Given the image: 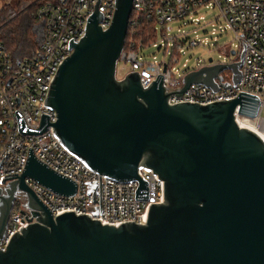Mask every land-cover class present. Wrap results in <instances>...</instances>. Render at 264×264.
<instances>
[{
  "label": "water",
  "instance_id": "1",
  "mask_svg": "<svg viewBox=\"0 0 264 264\" xmlns=\"http://www.w3.org/2000/svg\"><path fill=\"white\" fill-rule=\"evenodd\" d=\"M132 1L115 0L105 31L96 6L85 36L76 44L70 40L72 53L45 102L56 113L55 124L42 115L39 128L29 130L15 114L19 133L39 135L52 126L91 171L118 182L138 181L135 200H148V184L138 171H150L162 181L163 202L150 204L144 225L114 227L73 211L53 217L25 180L67 198L76 184L28 148L21 174L7 175L0 184V239L18 194L36 222L12 235L0 250V264H264V142L235 121L237 108L254 117L259 100L239 92L235 99L205 105L168 103L191 85L215 93V79L225 70L235 87L243 55L237 63L187 74L175 92L165 90L161 75L146 88L137 72L117 80Z\"/></svg>",
  "mask_w": 264,
  "mask_h": 264
},
{
  "label": "built area",
  "instance_id": "2",
  "mask_svg": "<svg viewBox=\"0 0 264 264\" xmlns=\"http://www.w3.org/2000/svg\"><path fill=\"white\" fill-rule=\"evenodd\" d=\"M11 1H18L22 6L16 17L27 16L38 28V34L33 40V51L18 59L0 40V184L7 175L21 174L28 148H31L38 161L76 184L75 194L67 198L51 194L31 179L25 180L53 217L73 211L75 215H89L101 224L114 227L124 222L144 225L150 204L163 202L162 181L157 180L156 175L144 169L138 171L148 184V200H135L138 181L118 182L91 171L61 144L52 126H47L39 135L19 133L15 114H20L29 130L39 128L42 115L48 116L47 123L55 124L56 113L45 102L59 67L72 53L68 44L70 40L76 44L85 36L86 23L96 6L102 15L98 26L102 31L107 30L115 0ZM203 10L216 14L207 22L201 13ZM177 23L181 26L173 35L171 26ZM188 25L194 27L192 39L182 29ZM200 31L202 38L198 35ZM229 32L232 34L229 47L219 48L214 44ZM197 47L217 49L225 57L224 61L197 59L194 68L189 69L183 64L184 70L178 69L176 66L186 50ZM150 48L162 54L161 61L156 56L151 61L144 60L143 52ZM241 55V79L235 87L233 74L225 70L215 79L219 87L215 93L205 86L191 85L181 97L171 96L168 103L205 105L235 99L239 92L254 95L259 100L254 117L238 114L237 108L235 121L240 128H243L240 124L246 123L248 130L264 135V0H133L118 62L128 63L129 73H138L143 88L161 75L165 90L175 92L182 88V80L187 74L204 67L237 63ZM220 84L230 86V89H223ZM25 204L24 196L18 194L6 232L0 239V250H5L15 232L21 233V227L36 222Z\"/></svg>",
  "mask_w": 264,
  "mask_h": 264
},
{
  "label": "rangeland",
  "instance_id": "3",
  "mask_svg": "<svg viewBox=\"0 0 264 264\" xmlns=\"http://www.w3.org/2000/svg\"><path fill=\"white\" fill-rule=\"evenodd\" d=\"M16 1H11L10 0H0V9L5 6V5H15ZM201 13L203 14L205 21L209 22L213 16L216 14L215 11H208V10H203L201 11ZM181 26V23H177V24H173L171 26L172 31L170 32L171 34H176L177 33V29H179ZM182 29L188 33V37L189 38H194L195 35L192 33V31L194 30V27L192 25H188L185 27H182ZM198 35L200 36V38H202V32H198ZM232 41V34L229 32L226 35H222L219 37L218 41L216 43H214L215 45H217L219 48L223 47V46H230ZM144 55V60L146 61H151L153 56H156L157 60L161 61L162 60V54L157 52L156 49H147L146 51L143 52ZM212 58L214 62H223L224 60V56L221 55L220 51H218L217 49L211 48L210 50H208L207 48H202V47H197L195 49H189L186 50V53L184 56L181 57L178 65L176 66L178 69L182 70L183 64H186V67L189 69H192L195 67L196 64V60L197 59H203V60H208ZM184 70V69H183ZM130 72V67L129 64L123 61H119L116 65V78L117 80H121L123 79L124 76H126L128 73ZM262 116L264 117V110L262 111Z\"/></svg>",
  "mask_w": 264,
  "mask_h": 264
},
{
  "label": "trees",
  "instance_id": "4",
  "mask_svg": "<svg viewBox=\"0 0 264 264\" xmlns=\"http://www.w3.org/2000/svg\"><path fill=\"white\" fill-rule=\"evenodd\" d=\"M21 4L8 5L0 9V40L14 58L30 54L34 49V38L38 28L25 15L16 17L21 11Z\"/></svg>",
  "mask_w": 264,
  "mask_h": 264
},
{
  "label": "bare ground",
  "instance_id": "5",
  "mask_svg": "<svg viewBox=\"0 0 264 264\" xmlns=\"http://www.w3.org/2000/svg\"><path fill=\"white\" fill-rule=\"evenodd\" d=\"M240 125H241V127H243V128H247V129H249V127L247 126L246 123H244V124H240ZM250 131H252V132H254L256 135H258V136L263 140V142H264V135H263V134H261V133L255 131V130H250Z\"/></svg>",
  "mask_w": 264,
  "mask_h": 264
},
{
  "label": "flooded vegetation",
  "instance_id": "6",
  "mask_svg": "<svg viewBox=\"0 0 264 264\" xmlns=\"http://www.w3.org/2000/svg\"><path fill=\"white\" fill-rule=\"evenodd\" d=\"M14 201H15V200H14ZM13 206H14V202H13L12 208H11V210H10V212H9V214H8V216H7V218H6V220H5L6 228H7L8 223H9V219H10V216H11V213H12ZM0 207H1V203H0ZM1 221H2V217H1V214H0V223H1Z\"/></svg>",
  "mask_w": 264,
  "mask_h": 264
}]
</instances>
